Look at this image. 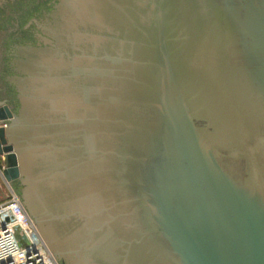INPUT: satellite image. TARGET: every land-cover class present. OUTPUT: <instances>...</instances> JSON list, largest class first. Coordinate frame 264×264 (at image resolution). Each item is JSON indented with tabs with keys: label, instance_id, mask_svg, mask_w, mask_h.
<instances>
[{
	"label": "water",
	"instance_id": "95a60500",
	"mask_svg": "<svg viewBox=\"0 0 264 264\" xmlns=\"http://www.w3.org/2000/svg\"><path fill=\"white\" fill-rule=\"evenodd\" d=\"M38 5L0 158L56 261L264 264V0Z\"/></svg>",
	"mask_w": 264,
	"mask_h": 264
},
{
	"label": "built area",
	"instance_id": "2783aa9c",
	"mask_svg": "<svg viewBox=\"0 0 264 264\" xmlns=\"http://www.w3.org/2000/svg\"><path fill=\"white\" fill-rule=\"evenodd\" d=\"M0 127L6 128V123H1ZM2 169L0 164V191L5 194L0 201V264H59L14 187L3 178ZM16 228L28 241L27 246H20L15 235Z\"/></svg>",
	"mask_w": 264,
	"mask_h": 264
},
{
	"label": "rangeland",
	"instance_id": "374dc122",
	"mask_svg": "<svg viewBox=\"0 0 264 264\" xmlns=\"http://www.w3.org/2000/svg\"><path fill=\"white\" fill-rule=\"evenodd\" d=\"M39 1L0 0V28L12 39L42 11ZM0 164L3 165L2 159ZM4 198L5 194L0 191V201Z\"/></svg>",
	"mask_w": 264,
	"mask_h": 264
},
{
	"label": "flooded vegetation",
	"instance_id": "af4514ba",
	"mask_svg": "<svg viewBox=\"0 0 264 264\" xmlns=\"http://www.w3.org/2000/svg\"><path fill=\"white\" fill-rule=\"evenodd\" d=\"M44 23H45V19H44ZM35 30V29H34ZM12 52H14V54H13V58H14V56L16 55V52H17V49H16V47L14 48V49H12ZM13 58H12V60H13ZM11 68L13 69V67H12V62H11ZM15 74V72L13 71L12 72V74ZM0 101H4V100H2L1 98H0ZM16 186V188L18 189V190H20V186H18V184L17 185H15Z\"/></svg>",
	"mask_w": 264,
	"mask_h": 264
},
{
	"label": "trees",
	"instance_id": "16d2710c",
	"mask_svg": "<svg viewBox=\"0 0 264 264\" xmlns=\"http://www.w3.org/2000/svg\"><path fill=\"white\" fill-rule=\"evenodd\" d=\"M14 89V88H13ZM17 192L19 193L18 189H17Z\"/></svg>",
	"mask_w": 264,
	"mask_h": 264
}]
</instances>
